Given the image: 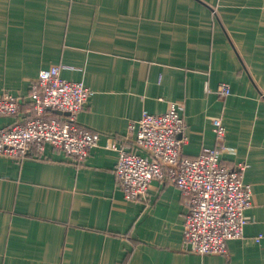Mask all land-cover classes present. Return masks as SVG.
I'll use <instances>...</instances> for the list:
<instances>
[{"label":"crops","instance_id":"obj_1","mask_svg":"<svg viewBox=\"0 0 264 264\" xmlns=\"http://www.w3.org/2000/svg\"><path fill=\"white\" fill-rule=\"evenodd\" d=\"M57 65L91 90L76 124L98 144L82 163L49 145L0 156V264H264V0H0V94L17 97V119L31 114L32 81ZM171 102L182 106L181 156L212 147L220 117L232 148L222 163L248 165L253 204L224 255L182 250L179 190L154 180L126 200L104 148L129 144V123ZM17 119L0 115V129Z\"/></svg>","mask_w":264,"mask_h":264},{"label":"built area","instance_id":"obj_2","mask_svg":"<svg viewBox=\"0 0 264 264\" xmlns=\"http://www.w3.org/2000/svg\"><path fill=\"white\" fill-rule=\"evenodd\" d=\"M60 68L41 70L32 81L27 119H17V97L0 94V115L17 119L0 129V156L20 161L32 153H43L49 145L82 163L97 146L99 135L76 124V115L92 92L82 82L62 78ZM216 93L228 96L229 85L220 83ZM181 109V103L171 102L162 114L142 111L139 119L128 125L127 132L133 135L129 144L109 139L104 148L117 155L114 175L126 200L145 197L154 180L179 190L185 209L182 250L224 255L228 241L243 237L245 212L253 204L251 186L243 181L248 165L222 163V153L232 152V148L225 144L226 130L220 117L211 120L214 145L203 147L195 157L181 156V146L187 142ZM260 238L258 235L253 241Z\"/></svg>","mask_w":264,"mask_h":264}]
</instances>
